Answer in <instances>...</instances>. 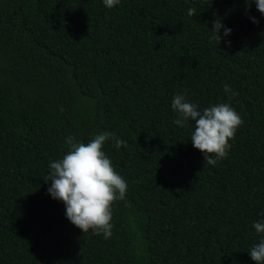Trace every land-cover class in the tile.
Listing matches in <instances>:
<instances>
[{"label": "trees", "instance_id": "trees-1", "mask_svg": "<svg viewBox=\"0 0 264 264\" xmlns=\"http://www.w3.org/2000/svg\"><path fill=\"white\" fill-rule=\"evenodd\" d=\"M217 17L232 29H221L220 45L209 39ZM178 93L199 111L228 103L242 118L215 166L192 145L194 121L174 124ZM101 132L127 145L103 147L128 185L109 239L75 227L44 181L68 136L87 143ZM261 213L264 14L255 3L0 0V264H256L248 251L264 238L253 227Z\"/></svg>", "mask_w": 264, "mask_h": 264}, {"label": "clouds", "instance_id": "clouds-1", "mask_svg": "<svg viewBox=\"0 0 264 264\" xmlns=\"http://www.w3.org/2000/svg\"><path fill=\"white\" fill-rule=\"evenodd\" d=\"M104 5L111 9L120 0H103ZM251 8L255 3L257 10L264 14V0H246ZM195 8L188 9V15H195ZM253 23L259 21L250 17ZM213 28L210 41L218 45L223 36L231 34L232 29L222 23V18L212 21ZM226 43L231 45V41ZM187 90H185L186 92ZM225 93L232 96L230 85L224 86ZM171 107L178 118L173 122L177 126L187 127L189 120L194 121V131L191 133L192 145L199 150L205 164L215 166L218 161L226 159L231 148L230 141L235 138L243 120L235 109L228 103L214 104L199 111V106L188 102L186 95L176 94ZM112 140L113 146L120 149L126 147V142L114 133L101 132L89 142H77L74 136L66 138L67 153L58 160L50 163L51 173L44 181L50 184L48 193L55 200L64 203L66 218L77 228L87 233L90 230L95 235H103L105 239L112 236V206L117 200H124L127 192V182L119 175L112 161L103 151L105 143ZM264 216V213H261ZM253 227L259 234H264V220L254 223ZM250 257L256 264H264V238L249 251Z\"/></svg>", "mask_w": 264, "mask_h": 264}]
</instances>
